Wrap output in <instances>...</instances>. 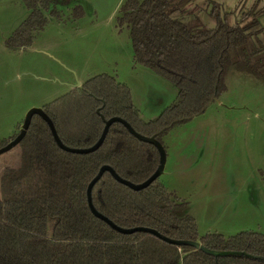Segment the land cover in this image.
<instances>
[{
	"label": "trees",
	"instance_id": "trees-1",
	"mask_svg": "<svg viewBox=\"0 0 264 264\" xmlns=\"http://www.w3.org/2000/svg\"><path fill=\"white\" fill-rule=\"evenodd\" d=\"M27 16L5 45L30 46L55 1L22 0ZM133 61L176 88L175 99L143 119L129 88L108 73L43 104L0 139L20 164L0 175V264H264V233L202 235L187 200L158 172L163 136L226 91L229 76L264 83V2L123 0ZM220 253V254H217Z\"/></svg>",
	"mask_w": 264,
	"mask_h": 264
},
{
	"label": "rangeland",
	"instance_id": "rangeland-1",
	"mask_svg": "<svg viewBox=\"0 0 264 264\" xmlns=\"http://www.w3.org/2000/svg\"><path fill=\"white\" fill-rule=\"evenodd\" d=\"M82 1L81 17L74 19L64 9L61 19H48L34 30L30 46L9 55L0 49V139L10 136L31 108L95 74L108 73L126 84L146 120L175 99L171 82L134 63L129 30L118 20L123 0ZM220 1L226 8L234 3ZM27 14L22 0H0V48ZM162 140L166 158L160 179L189 202L198 232L221 233L215 230L220 227L228 236L253 227L264 233V83L229 76L218 101L174 126ZM19 164L17 144L0 153V175ZM253 186L257 200L250 198Z\"/></svg>",
	"mask_w": 264,
	"mask_h": 264
},
{
	"label": "crops",
	"instance_id": "crops-1",
	"mask_svg": "<svg viewBox=\"0 0 264 264\" xmlns=\"http://www.w3.org/2000/svg\"><path fill=\"white\" fill-rule=\"evenodd\" d=\"M217 1L224 3L223 1H220V0H217ZM226 1H232V2L235 3L236 0H225V2H226ZM261 1L264 2V0H261ZM234 3H233V4H234ZM0 49L3 50L4 52H5V51H8L7 55L10 54L9 51H12L13 53H14V51H15L14 49H11V50H10L9 48H7V46L5 45V43H4L3 48H0ZM19 52H22V51H19ZM80 82H81V81H79V83H80ZM80 84H81V83H80ZM73 87H74V86H73ZM73 87H71V88H73ZM71 88H70V89H71ZM198 147H199V146H198ZM191 150H192V149H190L189 151H191ZM251 189H252V190H251V196H250V198H251V199H256V200H257V199L259 198V191H258V189H257L256 187H254V186H253ZM259 200H260V199H259ZM198 224H199V223H198ZM211 226H213V225H211ZM205 227H209V226H205ZM205 227H204V228H205ZM198 228H199V226H198ZM242 228H243V229H241V230H254L253 227H242ZM215 230H217V231L220 230L221 233H222V232L225 233V231H224L223 229H221L220 227H219V229H215ZM198 231H199V230H198ZM208 231H209V230H208ZM206 232H207V231H206ZM206 232H205V233H206ZM199 233H201V232H199ZM223 233H222V234H223ZM202 234H204V233H201V235H202ZM225 234H226V233H225ZM229 235H230V234H229ZM231 235H232V234H231Z\"/></svg>",
	"mask_w": 264,
	"mask_h": 264
},
{
	"label": "flooded vegetation",
	"instance_id": "flooded-vegetation-1",
	"mask_svg": "<svg viewBox=\"0 0 264 264\" xmlns=\"http://www.w3.org/2000/svg\"><path fill=\"white\" fill-rule=\"evenodd\" d=\"M77 2H81L82 0H76ZM83 2V1H82ZM76 3L75 2H71L69 3L68 5L66 4H62L61 2L59 1H55L54 3V6L57 8L56 10H54L55 12H58L60 14V17H62V14H63V10L64 9H68L70 11V14H71V17H72V11H73V7ZM82 4V3H81ZM83 6H85L84 2L83 4L81 5L82 7V10H83V13H84V8ZM59 7H61V9H59ZM86 7V6H85ZM28 11V10H27ZM81 17V16H80ZM51 18H54V19H57L56 17H53V16H49L48 19H51ZM59 20V19H58ZM35 39V38H34Z\"/></svg>",
	"mask_w": 264,
	"mask_h": 264
},
{
	"label": "water",
	"instance_id": "water-1",
	"mask_svg": "<svg viewBox=\"0 0 264 264\" xmlns=\"http://www.w3.org/2000/svg\"><path fill=\"white\" fill-rule=\"evenodd\" d=\"M81 84H82V83H81ZM81 84H80V83H77L74 87H79V86H81ZM74 87H73V88H74ZM217 101H218V100H217ZM37 109H40V107H39V108H37V107H33V108H31V109L27 112V114L25 115V117H24V119H23V121H24V126H25V123H26L27 120H28V117H29L30 113H31L32 111H34V110H37ZM16 142H17V141H13V142H11L8 146H6V147H4V148H1V149H0V153L3 152V151H5L6 149H8L10 146L16 144ZM163 166H164V164H163ZM163 166H162V169L160 170V172H158V175H159V176L162 174ZM217 254H220V253H217Z\"/></svg>",
	"mask_w": 264,
	"mask_h": 264
}]
</instances>
